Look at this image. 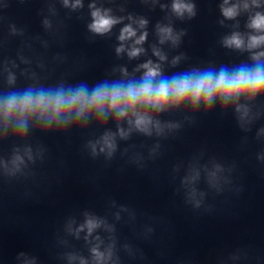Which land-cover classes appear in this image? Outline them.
Here are the masks:
<instances>
[{
  "label": "clouds",
  "instance_id": "9594fccd",
  "mask_svg": "<svg viewBox=\"0 0 264 264\" xmlns=\"http://www.w3.org/2000/svg\"><path fill=\"white\" fill-rule=\"evenodd\" d=\"M63 4L65 7L70 6L73 9L83 8L82 0H75L71 5H69V0H63ZM253 4L259 7L257 0H253ZM161 7L163 8L165 5H161ZM243 7L247 9L248 4L245 3ZM88 8L91 23L87 25V28L96 35H105L111 32L115 25L122 23L125 19L123 16L113 15L110 8L98 7L96 0H92ZM219 8L226 19H234L239 15L240 5L230 4V0H223ZM171 12L177 18L182 19L185 15L192 18L196 15V4L192 0H172ZM127 19L132 22L125 24L120 30L118 39L121 41V45L116 49V52L119 54L125 51L124 42L133 40L128 51V56L132 58L144 51L139 45L144 43L148 33L144 31L137 36V29L133 27V23L136 21L131 15ZM147 23L146 19H140L139 27L143 29ZM247 26L262 34L249 36L248 42L245 43L240 33L233 32L231 36L223 39V45L227 48L252 50L264 44V14L257 12L253 17H250ZM157 34L161 44L171 41L173 45H176L183 33H175L171 26H161L158 23ZM153 53L160 61L166 59L158 48L154 47ZM261 58H264V51L257 52L252 56L254 64H240L234 68L221 67L219 71L211 68L203 71L193 70L172 76L163 75L160 64L149 60L140 66L144 70V74L139 81L104 82L91 90L84 84L67 89L63 87L56 90L40 89L35 93L29 91L19 99L15 94H12L7 99L4 114L7 119L9 113L13 111L36 112L53 121L67 119L73 113L77 118L89 113H114L119 117L131 114L135 117V126L141 131L149 132L150 125L154 123L152 116L149 115L150 112L161 113L169 108H180L184 105L193 110L203 106L207 110L215 101L227 105L240 98L253 99L264 95V62H261ZM179 59L180 57L174 58L173 65L177 64ZM156 127L158 131H162L158 122ZM105 150L109 156L115 150V144L108 136L104 137L103 146L100 148V151ZM93 152H95V146H93ZM218 181L216 173H211L209 183L215 186ZM195 196L196 192L193 190V199ZM195 206L199 207L200 202L196 201ZM102 223L101 220L89 216L77 231L86 228L88 234L91 235ZM91 252L93 264H109L113 256L112 246H109L105 251H100L99 245H97L91 249ZM24 264H34V261L25 259ZM81 264H86V261L81 259Z\"/></svg>",
  "mask_w": 264,
  "mask_h": 264
}]
</instances>
